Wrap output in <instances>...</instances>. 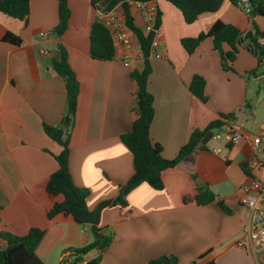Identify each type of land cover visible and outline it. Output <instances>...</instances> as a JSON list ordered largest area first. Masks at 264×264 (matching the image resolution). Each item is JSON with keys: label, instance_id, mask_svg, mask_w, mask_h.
Returning a JSON list of instances; mask_svg holds the SVG:
<instances>
[{"label": "crops", "instance_id": "obj_1", "mask_svg": "<svg viewBox=\"0 0 264 264\" xmlns=\"http://www.w3.org/2000/svg\"><path fill=\"white\" fill-rule=\"evenodd\" d=\"M58 2L30 0L24 22L0 14V232L25 236L40 228L45 236L36 254L45 264H68L69 259L85 264L99 252L78 258L73 251L92 242L89 227L69 216L47 218L62 200L49 195L46 185L58 169L51 154L59 155L63 148L45 134L43 125L61 126L67 108L65 81L52 69V58L60 45L65 47L79 81L69 169L74 185L90 191L91 211L116 199L119 187L134 173L133 156L121 136L136 119L131 72L142 70L144 62L136 56L126 67L119 53L107 62L91 58V27L99 21L92 0H68L69 27L56 38L52 32L58 24ZM158 9L161 37L150 59L148 89L155 109L150 135L162 146L163 157L174 159L195 130H205L223 115L234 117L213 132L207 151L199 150L163 173V191L141 184L127 195V206L102 211L99 226L113 232L114 240L100 264H148L164 257L169 264L172 258L176 264H259L254 250L236 243L249 219L239 200L240 189L251 178L264 182V63L242 48L231 70H224L211 39L192 55L181 40L197 38L216 21L243 33L251 31L253 22L264 33V18L252 19L228 1L191 25L166 1L158 2ZM7 33L22 44L5 42ZM41 48L51 56L41 55ZM223 49L229 51L227 45ZM197 75L206 81L207 103L189 89ZM228 127L241 136L235 145L229 144ZM241 163L247 164L248 174ZM204 188L231 212H224L217 202L197 205L194 198ZM0 247H6L1 239Z\"/></svg>", "mask_w": 264, "mask_h": 264}, {"label": "trees", "instance_id": "obj_2", "mask_svg": "<svg viewBox=\"0 0 264 264\" xmlns=\"http://www.w3.org/2000/svg\"><path fill=\"white\" fill-rule=\"evenodd\" d=\"M129 1H166L176 7L182 13L184 21L191 25L198 20L200 15L207 12H217L225 1L239 7L242 0H92L94 8L104 13L112 11L117 6H122L128 27L138 37L144 62L142 70L134 69L131 72V78L136 85L131 110L136 115V119L132 129L121 136L122 143L133 156L134 173L126 184L119 187L116 199L99 204L93 211L89 210L87 206L90 191L74 185L69 169L70 130L74 125L77 112L80 85L68 62L65 47L60 45L57 49L52 58V69L65 81L67 93L66 116L63 118L61 126L44 124L43 129L51 140L63 148L59 155L50 153L57 162L58 169L51 175L46 185V191L49 195L62 197V200L52 206L47 213V218L52 220L59 215L69 216L77 224L89 227L93 241L73 251V256L78 258L92 251L99 252L98 257L85 264H100L103 253L113 243L114 233L99 226L101 213L105 208L127 206V195L141 184H147L156 191H163L165 187L163 173L176 167L195 152L199 150L207 151V146L202 144L205 136L208 133L222 130L226 126V121L228 122L234 117L232 114L223 115L221 119L211 123L205 130H195L174 159L167 160L163 157L162 146L153 142L150 135L151 125L155 117L154 97L148 89L149 78L152 73L150 59L154 33L144 34L140 28L134 25V19L128 7ZM248 6L251 9L248 13L250 18H264V0H248ZM0 14L14 20L27 21L30 15V0H0ZM70 17L71 10L68 0H59L58 24L52 32L56 38H61L66 33ZM160 26V13H158L155 29L158 30ZM206 39L213 41L214 50L219 53L224 70H231L230 64L235 62L242 48L255 56L260 63H264V44L260 43V40H264V33L253 22L251 31L243 33L233 25L216 21L208 32L199 35L197 38L182 39L181 45L189 55H192ZM3 40L16 46L22 44V40L12 33H7ZM224 45L229 47V51H224ZM90 56L93 60L100 62L112 61L116 56V48L110 31L100 21L94 22L91 27ZM205 88V79L198 75L194 76L189 89L203 103H207L209 100ZM240 167L248 174L247 164L241 163ZM194 202L200 206L209 205L217 202V196L209 188H204L195 196ZM217 203L224 212L228 214L231 212L223 201ZM44 236L45 231L40 228L30 229L25 236L0 232V239L6 243L5 248L0 247V264H45L36 254V250ZM176 262L175 258L171 259V264H176ZM148 264H163V261L160 258L152 260Z\"/></svg>", "mask_w": 264, "mask_h": 264}, {"label": "built area", "instance_id": "obj_3", "mask_svg": "<svg viewBox=\"0 0 264 264\" xmlns=\"http://www.w3.org/2000/svg\"><path fill=\"white\" fill-rule=\"evenodd\" d=\"M128 7L133 16L134 25L140 28L144 34L154 33L152 54L155 53L161 37L159 29H155L159 13L158 2L129 1ZM239 7L247 13L251 11L248 6V0H242ZM97 12L99 21L109 29L114 40L116 54H120L124 65L131 67L132 61L136 56H141L143 59L138 37L128 27L122 6H117L106 13L100 10H97ZM40 36L47 38L48 34L40 33ZM260 43L264 44V40H260ZM40 53L46 57L51 56V53L43 48L40 49ZM226 134L229 143L233 145L237 144L241 139V136L235 134L230 127L226 129ZM239 200L248 209L249 219L244 228L243 236L237 241L236 245L239 248L250 247L258 255L259 264H264V182L254 178L249 179L240 189ZM67 263L72 264L73 260L69 259Z\"/></svg>", "mask_w": 264, "mask_h": 264}, {"label": "water", "instance_id": "obj_4", "mask_svg": "<svg viewBox=\"0 0 264 264\" xmlns=\"http://www.w3.org/2000/svg\"><path fill=\"white\" fill-rule=\"evenodd\" d=\"M65 123H66V122H65ZM212 138H213V133H208V134L205 136V138L203 139L202 144H203V145H206V144H207ZM162 261H163L164 264H169V260H168V258H166V257H164V258L162 259Z\"/></svg>", "mask_w": 264, "mask_h": 264}, {"label": "rangeland", "instance_id": "obj_5", "mask_svg": "<svg viewBox=\"0 0 264 264\" xmlns=\"http://www.w3.org/2000/svg\"><path fill=\"white\" fill-rule=\"evenodd\" d=\"M215 133H217L216 131H214ZM91 239H92V241H93V236L91 235Z\"/></svg>", "mask_w": 264, "mask_h": 264}]
</instances>
